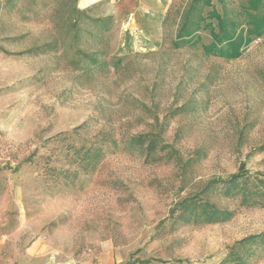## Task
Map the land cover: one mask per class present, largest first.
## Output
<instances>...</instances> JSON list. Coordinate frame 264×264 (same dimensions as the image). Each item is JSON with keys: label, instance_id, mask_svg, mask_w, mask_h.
Instances as JSON below:
<instances>
[{"label": "rangeland", "instance_id": "374dc122", "mask_svg": "<svg viewBox=\"0 0 264 264\" xmlns=\"http://www.w3.org/2000/svg\"><path fill=\"white\" fill-rule=\"evenodd\" d=\"M81 1L0 0V244L71 264H264V32L236 57L203 49L211 10L245 36L264 6L200 1L176 47L190 0Z\"/></svg>", "mask_w": 264, "mask_h": 264}, {"label": "trees", "instance_id": "16d2710c", "mask_svg": "<svg viewBox=\"0 0 264 264\" xmlns=\"http://www.w3.org/2000/svg\"><path fill=\"white\" fill-rule=\"evenodd\" d=\"M200 1L204 5H211V0H190L186 8L185 14L182 19V23L179 27L178 32L176 33V38L173 40L174 46L178 47L180 43L183 42H193L192 37L193 33L200 27L202 18L195 17L193 11L196 9L197 3ZM264 6V0H247V10H252L257 12L260 7ZM212 15L216 18V25H213L212 22H208L204 25L205 28H208L212 41L203 45V49L206 52H210L219 56H231L236 57L240 54L241 47L244 43L251 41V34L254 36H259L264 32V15L257 16L256 14H251L248 12L251 17L252 26L249 30L250 34L243 36L242 31H237L238 24L235 20L227 16L224 11L222 14H219L215 9L211 10ZM249 175L246 172H239L232 174L227 182L229 183H238L240 178H248ZM248 237L243 238L240 241H246Z\"/></svg>", "mask_w": 264, "mask_h": 264}, {"label": "crops", "instance_id": "0c3cea01", "mask_svg": "<svg viewBox=\"0 0 264 264\" xmlns=\"http://www.w3.org/2000/svg\"><path fill=\"white\" fill-rule=\"evenodd\" d=\"M95 0L88 1L83 3L81 1L82 7L89 6ZM71 264V259L64 261H56L51 258H47L46 256L42 257V248L40 244L31 243L26 246L25 249L22 250H8L5 249L4 244H0V264Z\"/></svg>", "mask_w": 264, "mask_h": 264}]
</instances>
